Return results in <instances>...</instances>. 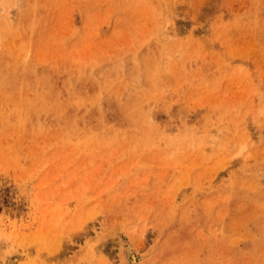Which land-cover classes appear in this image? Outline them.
I'll use <instances>...</instances> for the list:
<instances>
[{
  "label": "rangeland",
  "instance_id": "rangeland-1",
  "mask_svg": "<svg viewBox=\"0 0 264 264\" xmlns=\"http://www.w3.org/2000/svg\"><path fill=\"white\" fill-rule=\"evenodd\" d=\"M0 264H264V0H0Z\"/></svg>",
  "mask_w": 264,
  "mask_h": 264
},
{
  "label": "bare ground",
  "instance_id": "bare-ground-1",
  "mask_svg": "<svg viewBox=\"0 0 264 264\" xmlns=\"http://www.w3.org/2000/svg\"><path fill=\"white\" fill-rule=\"evenodd\" d=\"M8 259V258H7ZM134 261V260H133Z\"/></svg>",
  "mask_w": 264,
  "mask_h": 264
}]
</instances>
